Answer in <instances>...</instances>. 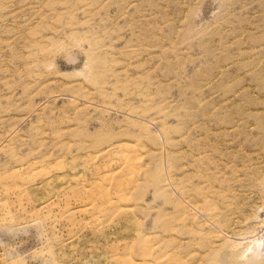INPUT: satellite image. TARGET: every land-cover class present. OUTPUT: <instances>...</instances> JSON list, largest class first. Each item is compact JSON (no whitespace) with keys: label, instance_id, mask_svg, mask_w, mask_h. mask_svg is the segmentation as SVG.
Segmentation results:
<instances>
[{"label":"rangeland","instance_id":"obj_1","mask_svg":"<svg viewBox=\"0 0 264 264\" xmlns=\"http://www.w3.org/2000/svg\"><path fill=\"white\" fill-rule=\"evenodd\" d=\"M255 245L264 0H0V264H246Z\"/></svg>","mask_w":264,"mask_h":264},{"label":"bare ground","instance_id":"obj_2","mask_svg":"<svg viewBox=\"0 0 264 264\" xmlns=\"http://www.w3.org/2000/svg\"><path fill=\"white\" fill-rule=\"evenodd\" d=\"M254 236V235H253ZM240 240H242L243 242H245L246 240L245 239H240ZM259 244V243H258ZM258 244H257V246H258ZM261 244H259V246H260ZM257 246L255 245L254 247H256L257 248ZM262 246H263V244H262ZM250 250L252 249V248H249ZM247 250V251H244V253L241 255V257L242 258H245L246 259V264H259V262L255 259V257H260V258H258V260H261V257H264V250H261V249H259V248H257V249H255V248H253V249H255V251L253 252V257H251V258H248V254L251 252L250 250ZM252 249V250H253ZM240 257V258H241ZM239 258V259H240ZM244 259V260H245ZM252 259H254V260H252ZM240 260H242V259H240Z\"/></svg>","mask_w":264,"mask_h":264}]
</instances>
